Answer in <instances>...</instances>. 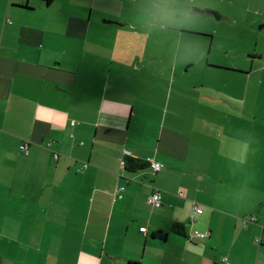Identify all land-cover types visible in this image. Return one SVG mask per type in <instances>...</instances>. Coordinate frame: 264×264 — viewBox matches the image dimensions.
Wrapping results in <instances>:
<instances>
[{"label": "crops", "instance_id": "0c3cea01", "mask_svg": "<svg viewBox=\"0 0 264 264\" xmlns=\"http://www.w3.org/2000/svg\"><path fill=\"white\" fill-rule=\"evenodd\" d=\"M134 2L0 0V264H264V124L254 136L264 107L251 105L264 98V48L230 47L206 62L214 83L175 93L166 75L197 65L192 44L140 24ZM256 9L247 26L258 43ZM222 115L238 118L222 125ZM129 156L150 166L129 171ZM239 162L246 174H226ZM156 189L160 205L148 202Z\"/></svg>", "mask_w": 264, "mask_h": 264}, {"label": "rangeland", "instance_id": "374dc122", "mask_svg": "<svg viewBox=\"0 0 264 264\" xmlns=\"http://www.w3.org/2000/svg\"><path fill=\"white\" fill-rule=\"evenodd\" d=\"M131 2V0H130ZM160 3V0H135L134 4L130 6V9L133 10L135 13L140 14V24H147V22L152 21V23H155L156 21L152 20L149 16V12L151 10V6L154 4ZM178 3L180 5H183L186 7L190 13H191V22L188 27H181L176 28L172 26H167L164 29L168 30V32H172L174 34V39L170 43L177 44V41L180 38L183 39V44H192L191 50L192 55L189 56L190 58H193V60L197 63L194 67H192L188 72L181 68V65L178 64V71L179 74L170 72L167 74L168 79L175 78V93L178 92L180 89V86H183V83H187L188 88L192 87V84L196 83L198 84L199 81L206 79L208 83H214L213 80L210 78H207L208 76V69L206 67L207 60H210V62L216 61V58H223L225 59V52L232 56L234 55V52L232 50H228L230 47L240 50V53H246L247 50H255L257 51L262 50L264 48V39L261 38L259 42L257 43L256 40H250L251 38V32H249V26L256 22V19H252L250 17L253 16L252 11L256 12V7L259 5L264 4V0H178ZM220 6V10H216L217 7ZM117 7H120L118 5ZM129 8H127V12L130 11ZM194 9H201V10H210V12L218 13L220 16L227 15L230 17L229 19L224 20H217V18L213 15H204L201 13H194ZM231 12H228V11ZM219 11L221 13H219ZM232 14V15H231ZM248 19V21H247ZM260 19L264 21V16L261 15ZM232 21V22H231ZM118 23V22H116ZM157 23V22H156ZM259 23V22H258ZM255 25V24H254ZM158 26V24H157ZM159 27V26H158ZM220 27L218 33L217 28ZM224 27H227L228 30L224 33ZM160 28V27H159ZM232 28V29H230ZM179 30H186L191 32H196L204 35H209L206 37H203L201 35H187L189 37H182L179 33ZM257 33V31H256ZM162 37H158L156 40V43L161 40ZM178 40H177V39ZM143 38V43H144ZM224 45V46H222ZM151 49H154V46L151 45ZM223 47V48H222ZM234 49V50H235ZM151 50V51H152ZM183 55V54H182ZM158 56V55H157ZM184 56V55H183ZM125 57L127 59L131 58L128 54H125ZM163 57H166L165 59H156L154 58L155 62H163L168 63V56L164 55ZM189 58L188 56H184V58ZM245 58V57H244ZM173 61H176V58L171 57ZM178 60H181V57L177 58ZM241 61L242 56H236L233 57V59H230V61ZM229 61V62H230ZM157 67L159 69H163L166 64H158L156 63ZM164 71V70H163ZM177 71V72H178ZM142 74H145L144 68L140 72ZM215 74V73H214ZM154 74L152 73L151 76ZM152 85V83H151ZM161 87V86H160ZM193 89H196L195 87ZM195 98L193 97L190 102L191 110H197L198 105L194 102ZM210 105V104H207ZM253 107L261 108L264 107V98L260 97L252 101L251 104ZM207 108V107H202ZM250 112H246L244 115H250ZM264 116L258 114L257 118L262 119ZM236 116L234 115H222V117H218V121L222 125H234L237 121ZM255 125L256 128H254V136L258 138L260 137V132L257 127H261L264 122L257 121ZM261 124V125H259ZM248 132H250L248 128ZM260 143L258 142L257 138L256 140L253 139V145L251 146L252 149L255 151L257 149H261L259 147ZM218 149L225 150V147L218 146ZM252 154V153H251ZM235 159V158H233ZM249 160L256 161V158H251ZM86 162H83L81 164L80 169L84 170L88 167H86ZM264 167V164H261ZM83 172V171H82ZM226 174H246L245 167L240 162L236 165L234 164L232 169L226 172ZM221 182V179L219 180V183ZM229 184H223V189H225ZM229 189L233 188V185H229ZM72 185L68 183L67 185L63 186L62 196H61V204H62V214H64L67 211V208L71 204L70 201V194H71Z\"/></svg>", "mask_w": 264, "mask_h": 264}, {"label": "clouds", "instance_id": "9594fccd", "mask_svg": "<svg viewBox=\"0 0 264 264\" xmlns=\"http://www.w3.org/2000/svg\"><path fill=\"white\" fill-rule=\"evenodd\" d=\"M149 16L162 29L167 26L188 27L191 22L190 11L180 5L178 0H160V3L151 6Z\"/></svg>", "mask_w": 264, "mask_h": 264}, {"label": "built area", "instance_id": "2783aa9c", "mask_svg": "<svg viewBox=\"0 0 264 264\" xmlns=\"http://www.w3.org/2000/svg\"><path fill=\"white\" fill-rule=\"evenodd\" d=\"M75 124H76V122H73V125H75ZM50 144H51V142H49L47 145L49 146ZM21 149H22V150H27V142H26V143H23V144L21 145ZM59 156H60V153H59V152H55V153H54V158H55V159H58ZM85 164H86V167H87V165H89L88 162H86ZM152 167H153V169H154V171H153L154 173H156L157 171H159V170L161 169V166H160L159 163H153ZM148 202H149L150 204H152V205H160V204H162V192H161V190H160V189H156V190H155V191L149 196V198H148ZM196 210H197L198 213H201V212L203 211L202 208H199V207H197V206H196ZM140 229H141V231H146L147 228H146V227H141ZM194 235L197 236V237H200V238H204V237L207 235V233H205V232H200V231H195V232H194Z\"/></svg>", "mask_w": 264, "mask_h": 264}, {"label": "trees", "instance_id": "16d2710c", "mask_svg": "<svg viewBox=\"0 0 264 264\" xmlns=\"http://www.w3.org/2000/svg\"><path fill=\"white\" fill-rule=\"evenodd\" d=\"M150 166L149 162L148 161H144V160H141V159H136V158H133L131 156L129 157H126V162H125V167L127 170L129 171H139V170H142V169H146ZM174 230L177 231L178 233H182V230L183 227H181L180 225L179 226H173ZM141 230V229H140ZM168 233L167 232H163V231H157L155 233H153V238H160V239H166Z\"/></svg>", "mask_w": 264, "mask_h": 264}, {"label": "water", "instance_id": "95a60500", "mask_svg": "<svg viewBox=\"0 0 264 264\" xmlns=\"http://www.w3.org/2000/svg\"><path fill=\"white\" fill-rule=\"evenodd\" d=\"M195 13H201V14H204V15H213L216 17V14L214 12H210V11H200V10H195ZM221 19H224V18H221ZM225 19H228V18H225ZM110 22V21H109ZM120 24V23H119ZM121 25H125V24H121Z\"/></svg>", "mask_w": 264, "mask_h": 264}]
</instances>
